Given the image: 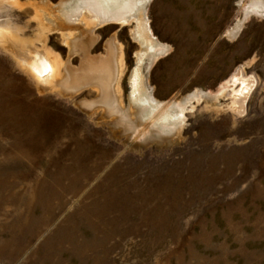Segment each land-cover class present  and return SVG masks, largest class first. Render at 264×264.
<instances>
[{"label":"rangeland","instance_id":"1","mask_svg":"<svg viewBox=\"0 0 264 264\" xmlns=\"http://www.w3.org/2000/svg\"><path fill=\"white\" fill-rule=\"evenodd\" d=\"M81 1L0 0L50 65L40 82L0 45V264H264V0L86 10L76 51L48 23ZM111 39L121 118L59 84Z\"/></svg>","mask_w":264,"mask_h":264},{"label":"bare ground","instance_id":"2","mask_svg":"<svg viewBox=\"0 0 264 264\" xmlns=\"http://www.w3.org/2000/svg\"><path fill=\"white\" fill-rule=\"evenodd\" d=\"M143 1L145 0H82L80 4L77 5L69 14L61 16L59 24L58 22H55L56 20L53 22L49 21L50 23L48 24L50 26L52 25L51 27L59 26L63 32L65 31L64 37L68 39L71 47L76 50L82 46V40L78 37H74V35H72L73 33L70 31L82 27V25H79L78 22L81 24L83 22L81 18L84 15L83 11L87 10L92 14L101 15L106 19H119L135 12L137 8L140 7L139 4H142ZM89 25V27L87 26V33L90 36L91 33H93L95 22H89ZM12 37L13 36L12 33H10V30L0 28V45H2L4 49H7V51L13 56L17 63L22 66V68L24 67L32 75L36 76L38 81L43 82L42 76L50 69L46 53L37 50L35 51L33 48H30V50L22 49L20 47L23 45L20 47L16 45L15 41H13L14 39L11 40ZM85 43L87 45L86 47H88L89 40ZM107 46L108 53H106L105 57L93 58L88 55H83L84 60L82 59L83 61L80 67L77 69H70L68 73H66L64 80H62L59 84L67 90H76L84 85L96 86L98 102L103 105L107 113L115 114L121 118V115L119 114L118 99L114 88L120 66V49L113 39L108 41ZM81 48H83V46ZM236 79L239 80V78ZM52 80L53 78H48L47 81H44L51 83ZM252 85L253 80L251 78L243 82L242 90L240 92L242 105L244 104ZM66 93H72V91H66ZM140 100L146 102V99L142 97H140ZM144 109L145 107L141 110L144 111ZM146 109H148L147 104ZM133 127H135L134 124L129 126V128Z\"/></svg>","mask_w":264,"mask_h":264}]
</instances>
